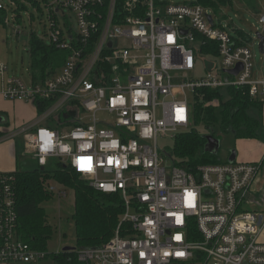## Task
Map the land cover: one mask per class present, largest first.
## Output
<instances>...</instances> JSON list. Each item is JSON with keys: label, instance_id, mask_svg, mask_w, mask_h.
<instances>
[{"label": "built area", "instance_id": "built-area-1", "mask_svg": "<svg viewBox=\"0 0 264 264\" xmlns=\"http://www.w3.org/2000/svg\"><path fill=\"white\" fill-rule=\"evenodd\" d=\"M43 8L46 39L67 58L56 73L29 86L0 64V96L36 109L45 105L0 142L22 137L20 156H32L39 170L57 158L96 191L121 196L124 213L113 238L74 249L78 260L264 264V212L247 209L261 164L231 163L230 156L186 171L160 145L195 126L198 90L248 87L253 99L264 102V78L253 79L249 45L238 44L221 16L193 0H0L3 23L17 35L22 12L32 25L31 11L45 15ZM259 23L264 29V14ZM210 42L218 54L206 55L219 67L197 78L182 74L195 72L197 53ZM238 65L242 69L230 73ZM72 111L73 121L60 122ZM14 184L13 173L0 174V264H38L48 253L22 237ZM43 184L50 193L57 190L53 179Z\"/></svg>", "mask_w": 264, "mask_h": 264}, {"label": "trees", "instance_id": "trees-1", "mask_svg": "<svg viewBox=\"0 0 264 264\" xmlns=\"http://www.w3.org/2000/svg\"><path fill=\"white\" fill-rule=\"evenodd\" d=\"M248 6L253 0H244ZM193 3L211 9L220 16L221 8L232 6V0H193ZM0 23L3 14L0 12ZM240 45L248 46L253 38L243 30L235 29ZM205 54L217 56L216 45L207 43ZM32 81H44L56 73L64 64L67 53L53 45H46L33 37L30 45ZM218 102V106L208 102ZM264 102L253 99L249 88L229 87L223 92L221 89H201L196 93V112L194 124H203L208 129L218 124L220 131L234 134L236 139H258L263 136L264 126L262 109ZM45 105L38 106L39 112ZM220 110V118L216 110ZM258 111V116H252L250 111ZM196 126V125H195ZM53 127V126H50ZM7 132L0 130V138ZM215 138L214 135H212ZM207 135L198 131L182 134L175 141L176 165L186 171H193L201 164L219 163V149L215 146L207 147ZM217 150L215 152L209 151ZM15 176L16 205L19 218L20 232L23 239L35 249L47 252V243L53 234L49 225L43 204L53 197L43 184V180L54 179L56 182L71 188L75 193V211L72 216L75 223L78 248L96 247L109 242L118 228L120 217L124 213L123 200L119 194H103L93 189L87 180L80 178L71 169L60 168L51 171L46 169L35 171H17ZM48 253V252H47ZM51 257L47 254V258ZM58 264H84L80 262L74 251L53 254ZM46 258V259H47Z\"/></svg>", "mask_w": 264, "mask_h": 264}, {"label": "rangeland", "instance_id": "rangeland-1", "mask_svg": "<svg viewBox=\"0 0 264 264\" xmlns=\"http://www.w3.org/2000/svg\"><path fill=\"white\" fill-rule=\"evenodd\" d=\"M51 1V0H49ZM163 3H184L185 0H160ZM254 4L248 6L251 10L244 7V0H232V6L221 8L220 17L222 22V27L230 29L232 36L236 35L235 29L243 30L250 36L253 40L249 43V47L253 56V79L264 78V54L260 52L259 40L256 37L257 33H262L264 36L263 26L259 23V18L264 14V0H253ZM31 3V2H30ZM248 5V4H247ZM255 7H258L255 8ZM45 15H42L41 11L32 10L30 15L35 18V21L30 24V16L26 12H22L19 18L20 34H15L11 27H6L4 23H0V62L8 66L9 75L17 77L29 86L32 80L31 77V58H30V45L33 37L37 38L39 41L46 45H49L48 39H46L47 28L49 26L47 13L43 8ZM259 11L261 12L260 14ZM11 20V13L8 14ZM70 19L75 25V18L70 15ZM12 22V21H11ZM216 23L219 24L218 19ZM13 25V22L12 24ZM18 24L14 26L17 29ZM198 55V66L194 73L183 72L182 74L188 75L190 78L202 77L207 70L218 68L220 62L218 60H213L204 52L197 53ZM224 92L225 89H222ZM189 99L192 101V94H188ZM252 116L256 115V111H250ZM101 116V115H100ZM216 116L220 118L219 108L216 110ZM193 126L189 131L196 130L203 135H214L215 145H219V159L221 161H226L231 154L236 151V137L234 134H225L220 131L218 124H213L212 128H207L203 124ZM15 140V139H14ZM20 148L23 146V140L17 138ZM162 147H169L170 154L175 157V141L172 139H164L160 141ZM59 160L53 158L50 160L48 169L54 171L60 168ZM39 170V165L37 161L32 157H21L20 165L17 171H35ZM56 191L54 193H49L53 196L50 201L43 204V208L46 211L48 223L53 228V234L47 243V252L51 257L43 260L45 262H54L53 254H57L64 248L69 247L72 249H77V239L75 231V223L73 221V214L75 211V193L74 190L68 188L53 179ZM60 192H65L66 196L61 195ZM247 202H250V196H247ZM248 206V205H247ZM81 248V247H79ZM42 262V261H41ZM40 263V262H39Z\"/></svg>", "mask_w": 264, "mask_h": 264}, {"label": "crops", "instance_id": "crops-1", "mask_svg": "<svg viewBox=\"0 0 264 264\" xmlns=\"http://www.w3.org/2000/svg\"><path fill=\"white\" fill-rule=\"evenodd\" d=\"M246 9L251 10L244 3ZM258 9V7H255ZM261 12L259 11L260 14ZM263 15V14H262ZM3 62L1 61L0 64ZM9 74V71H8ZM11 76V75H10ZM256 111V110H255ZM37 115V109L33 104L25 102H14L0 96V130L10 134L20 126L32 122ZM259 113L256 111V115ZM262 121L264 126V106L262 109ZM17 139H3L0 142V174H11L17 172L20 165V148ZM236 160L242 163H260V174L251 191L250 203L247 209L251 211L264 212V132L258 139H238L236 140ZM264 241V232L262 235ZM46 261V260H45ZM40 262L38 264H53L54 262ZM56 263V262H55Z\"/></svg>", "mask_w": 264, "mask_h": 264}, {"label": "water", "instance_id": "water-1", "mask_svg": "<svg viewBox=\"0 0 264 264\" xmlns=\"http://www.w3.org/2000/svg\"><path fill=\"white\" fill-rule=\"evenodd\" d=\"M209 20L212 22V17L209 16ZM256 37L257 39L259 40V49H260V52L262 54H264V36L262 35V33H257L256 34ZM242 69V65H238V67L236 69H234L233 71H230V73L236 75L240 70ZM76 117V111H72V112H66V113H63L61 116H60V122L64 123V122H68V121H73L74 118ZM2 118L0 117V123L2 122ZM208 139H209V142H208V145L207 147L209 146H215V149H219V145H215V138H213L212 135H207ZM209 148H207L208 150ZM217 150H213V149H209V151H212V152H215ZM236 160V153L235 151L231 154V157H230V162H234ZM41 170H44V168H42ZM262 220V219H261ZM74 249L72 248H69V247H66L63 249L64 252H67V251H73Z\"/></svg>", "mask_w": 264, "mask_h": 264}]
</instances>
